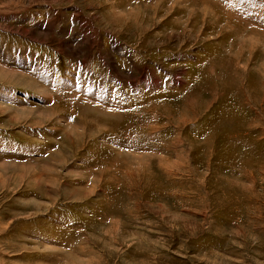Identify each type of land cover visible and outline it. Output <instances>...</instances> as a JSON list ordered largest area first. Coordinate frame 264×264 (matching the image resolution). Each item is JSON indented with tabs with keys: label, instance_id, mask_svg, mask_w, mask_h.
<instances>
[{
	"label": "rangeland",
	"instance_id": "rangeland-1",
	"mask_svg": "<svg viewBox=\"0 0 264 264\" xmlns=\"http://www.w3.org/2000/svg\"><path fill=\"white\" fill-rule=\"evenodd\" d=\"M0 264H264V0H0Z\"/></svg>",
	"mask_w": 264,
	"mask_h": 264
}]
</instances>
